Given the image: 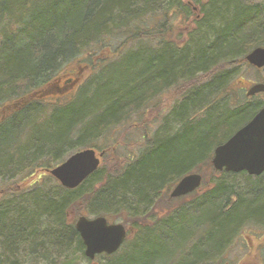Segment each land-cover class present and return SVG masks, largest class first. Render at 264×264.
<instances>
[{
	"label": "trees",
	"instance_id": "obj_1",
	"mask_svg": "<svg viewBox=\"0 0 264 264\" xmlns=\"http://www.w3.org/2000/svg\"><path fill=\"white\" fill-rule=\"evenodd\" d=\"M256 48L264 2L0 0V112L72 64L89 72L75 92L0 121V264L89 262L76 230L85 215L134 230L99 264H244L232 253L264 236V174L218 172L212 160L264 107V94L235 83ZM85 149L105 154L78 188L49 174L21 186ZM190 174L201 189L172 198Z\"/></svg>",
	"mask_w": 264,
	"mask_h": 264
},
{
	"label": "water",
	"instance_id": "obj_2",
	"mask_svg": "<svg viewBox=\"0 0 264 264\" xmlns=\"http://www.w3.org/2000/svg\"><path fill=\"white\" fill-rule=\"evenodd\" d=\"M247 62L257 68H264V48L253 50L247 57ZM68 89H62L60 82L46 88L41 94L35 93L27 98L7 106L0 112V121L13 109L28 104L35 98H44L52 93L64 94ZM264 93V84L259 83L248 91V97ZM105 153H97L93 149H85L70 156L64 163L48 171L60 185L67 189L81 186L101 166ZM213 167L218 172L247 173L250 176L264 174V108L240 129L227 142L215 149L212 160ZM203 182L200 174L185 176L173 189L171 197L181 198L198 190ZM76 230L86 247L85 255L94 260L96 256L113 255L123 246L128 230L123 224H111L105 217L87 218L81 216L76 222ZM129 231L132 232V229Z\"/></svg>",
	"mask_w": 264,
	"mask_h": 264
},
{
	"label": "rangeland",
	"instance_id": "obj_3",
	"mask_svg": "<svg viewBox=\"0 0 264 264\" xmlns=\"http://www.w3.org/2000/svg\"><path fill=\"white\" fill-rule=\"evenodd\" d=\"M251 1L254 3H257V4H263V2H264V0H251ZM20 15L21 14L17 13V16H20ZM184 31H185V28H184ZM241 71H242L241 76L236 79L235 83H236L237 87L245 88L244 89L245 92L249 91L252 88V86L259 84V83H263L262 81L264 80V69L263 70H256L251 66L250 67L247 66V67H243L241 69ZM78 74L79 73H78L77 64H72V65L66 67L65 69H63V73L61 74L60 77H58V78H60V80L58 82H60V86L62 85V87H61L62 89H64V88L68 89L66 91V93L75 92V90L77 88V84H80L87 75V74L83 75V73H81V75H79L80 76V78H79ZM74 76H77L79 78V80H76L75 82H71V83L65 82L66 79H68L70 77H74ZM66 93H64L62 95H65ZM58 95H60V94L59 93L58 94L52 93L51 95H49V97H56ZM169 96H170L169 98L171 101L176 97L175 93H173V92L169 93ZM166 101H168V100L166 99ZM153 117H155V116H153ZM134 133H135V131L133 132V134ZM134 137L136 140L139 141V133H136V135ZM46 174L47 173H41L38 176L36 175L32 179H29L28 181L21 183V186L28 185V184L32 183V181H34L36 178L39 179V177H41L42 175H46ZM22 184H24V185H22ZM162 215L163 214H161L159 212V210L156 211V217H159V216L161 217ZM89 218H93V217L89 216ZM246 239L248 242L246 241ZM259 245H264V236L254 237L252 239L244 237L238 243L236 250H234L232 253V256L234 259H238V261L248 259L245 256L247 254H249L250 250L257 249V247ZM248 257L250 258V255ZM46 258H48V259H45L44 261L40 260L39 262H36V264H88L87 261L80 258V256L77 257L76 253L73 255H69L67 257L63 256L61 258H57L54 260H50L48 256Z\"/></svg>",
	"mask_w": 264,
	"mask_h": 264
},
{
	"label": "flooded vegetation",
	"instance_id": "obj_4",
	"mask_svg": "<svg viewBox=\"0 0 264 264\" xmlns=\"http://www.w3.org/2000/svg\"><path fill=\"white\" fill-rule=\"evenodd\" d=\"M193 9H194V12L196 13V16H198V12H197L198 10H197V8L196 7H193ZM197 18L199 19L200 17L198 16ZM263 69L264 68H262L260 70H263ZM61 87H62V85H61ZM244 89L245 88H243V90ZM76 90H77V88H76ZM133 237H134V235L130 236V238H133ZM125 243H124V245H125ZM263 252H264V245H259L257 247V251L255 253L253 251L251 253L252 255L250 254V258L245 259V263L244 264H264V260H263V257H262ZM84 254H85V252H84ZM107 256H111V255H105V254L98 255V256H96V258L94 259V261H91V260L88 259L89 262H87V263L88 264H99V259H105Z\"/></svg>",
	"mask_w": 264,
	"mask_h": 264
},
{
	"label": "bare ground",
	"instance_id": "obj_5",
	"mask_svg": "<svg viewBox=\"0 0 264 264\" xmlns=\"http://www.w3.org/2000/svg\"><path fill=\"white\" fill-rule=\"evenodd\" d=\"M78 80H79V79H78ZM81 83H82V82H81ZM81 83H80V84H81ZM77 86H79V84H77ZM172 129H173V128L171 127V130H172Z\"/></svg>",
	"mask_w": 264,
	"mask_h": 264
}]
</instances>
